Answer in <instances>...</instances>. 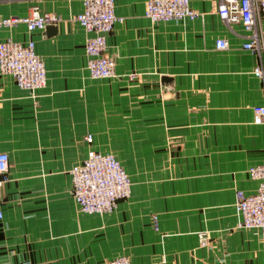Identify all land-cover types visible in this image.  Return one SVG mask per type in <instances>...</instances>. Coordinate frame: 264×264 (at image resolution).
<instances>
[{
  "label": "crops",
  "instance_id": "crops-1",
  "mask_svg": "<svg viewBox=\"0 0 264 264\" xmlns=\"http://www.w3.org/2000/svg\"><path fill=\"white\" fill-rule=\"evenodd\" d=\"M217 3L190 0L196 17L151 22L144 0H113L121 19L105 53L114 75L93 78L72 18L80 0H0V17L32 7L60 16L31 32L0 28V39L31 37L46 69L33 98L0 75V264L118 254L130 264H264L261 231L240 226L234 206L235 189L256 186L247 167L264 161V124L251 121L264 78L252 72L260 58L241 46V25L224 23ZM257 29L264 52V21ZM89 147L113 153L129 175L110 213L78 212L70 194L68 169Z\"/></svg>",
  "mask_w": 264,
  "mask_h": 264
},
{
  "label": "built area",
  "instance_id": "built-area-1",
  "mask_svg": "<svg viewBox=\"0 0 264 264\" xmlns=\"http://www.w3.org/2000/svg\"><path fill=\"white\" fill-rule=\"evenodd\" d=\"M216 13L224 23L237 22L241 25L247 37L241 46L260 58L252 72L264 78V52L257 29L261 21H264V0H218ZM143 15L151 22H156L194 18L198 12L190 5V0H144ZM72 18L85 32L83 50L88 75L93 78L113 76L114 59L105 53L106 37L115 22L121 19L114 13L113 0H80V9ZM59 19L60 16L53 11L32 7L25 14L0 17V28L22 23L25 30L31 32ZM214 46L225 48L227 41L224 37H216ZM0 75L9 76L17 87L26 89L32 98L35 90L44 86L46 69L31 37L24 40L11 37L0 39ZM251 112L253 123L264 124V102L253 104ZM83 138L90 142L92 135L86 132ZM7 162L8 154L0 150V173L6 170ZM68 173L70 194L78 212L110 213L116 208L118 200L129 194V175L110 151L89 147L85 156L69 167ZM246 173L256 181V186L250 192L235 189L234 206L239 214L238 224L242 227H256L264 237V161L249 165ZM2 179L1 176L0 181ZM151 217L155 219L154 214ZM199 243H205L200 235ZM95 264L130 262L125 254H118Z\"/></svg>",
  "mask_w": 264,
  "mask_h": 264
}]
</instances>
